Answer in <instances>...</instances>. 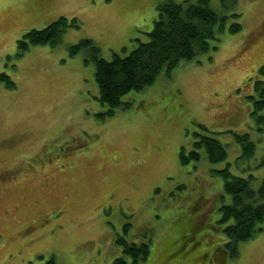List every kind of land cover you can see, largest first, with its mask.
Wrapping results in <instances>:
<instances>
[{
  "label": "rangeland",
  "instance_id": "rangeland-1",
  "mask_svg": "<svg viewBox=\"0 0 264 264\" xmlns=\"http://www.w3.org/2000/svg\"><path fill=\"white\" fill-rule=\"evenodd\" d=\"M161 1L0 0V72L15 82L0 83V264H111L119 235L136 242L144 234V264H264V228L228 255L218 207L230 196L213 172L228 164L252 174L255 189L264 178V127L248 98L254 81L264 82V0H209L227 27L238 13L240 31L217 32L207 52L123 95L129 107L111 116L84 61L90 54L68 52L87 38L106 60L127 55L148 40ZM60 16L79 27L18 54L26 31ZM199 124L225 145V160L179 163ZM234 132L255 143L248 160Z\"/></svg>",
  "mask_w": 264,
  "mask_h": 264
},
{
  "label": "trees",
  "instance_id": "trees-1",
  "mask_svg": "<svg viewBox=\"0 0 264 264\" xmlns=\"http://www.w3.org/2000/svg\"><path fill=\"white\" fill-rule=\"evenodd\" d=\"M229 0H221L224 3ZM236 0H231L235 5ZM232 4L229 5V7ZM238 13H232V22L226 26L228 15L219 14L210 6L209 0H162L156 6V18L148 32V40L138 42L124 56L114 54L106 60L99 56V48L91 39H81L69 46V54L75 55L86 51L94 64V80L98 88V101L106 107L104 115L111 116L116 109H126L129 102L122 101L128 92H139L153 84L161 71L169 75L170 71L181 60H190L207 52L209 42L215 39L217 32L225 28L230 33L240 31ZM67 27H79V22L72 18L60 16L40 29H29L17 40L18 54L21 55L35 45H54L60 39ZM264 72V67L260 68ZM0 83L8 89L15 88V82L5 73L0 72ZM252 100L251 118L258 129L264 127V82L255 80ZM199 129L192 132L193 140L190 150L181 148L178 159L182 165L198 161L201 154L210 163L225 160L227 152L225 145L213 137L208 129L199 124ZM233 139L239 147V158L248 160L254 155L255 143L249 133H233ZM264 162V158H263ZM221 177L223 191L230 196L229 203L218 207L219 222L223 224L221 231L226 238L224 247L230 257H236L238 244L249 240L264 228V178L255 189L251 181L254 176L247 177L233 174L228 167L213 170ZM130 224L123 225L126 234ZM150 235L144 234L139 241H130L119 235L115 244L120 247L121 254L115 257L111 264H144L150 254ZM37 264H55L54 258Z\"/></svg>",
  "mask_w": 264,
  "mask_h": 264
}]
</instances>
